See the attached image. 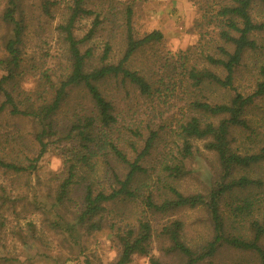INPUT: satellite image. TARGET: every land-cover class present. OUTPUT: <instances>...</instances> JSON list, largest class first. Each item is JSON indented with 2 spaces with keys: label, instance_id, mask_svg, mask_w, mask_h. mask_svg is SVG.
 <instances>
[{
  "label": "trees",
  "instance_id": "16d2710c",
  "mask_svg": "<svg viewBox=\"0 0 264 264\" xmlns=\"http://www.w3.org/2000/svg\"><path fill=\"white\" fill-rule=\"evenodd\" d=\"M24 1L7 0L0 14L9 29L4 55L0 56V95L4 97L0 118L10 114L30 120L36 128L34 140L39 151L34 157L27 156L26 161L9 160L5 155L10 156V152L1 147L4 143L0 135V168L15 173L35 171L49 140L58 134L56 116L69 106L72 123L59 137L69 140L63 153L66 175L61 177L53 196L52 207L56 208L58 219L52 224L71 241L79 243L82 231H100L109 226L118 248L113 264H129L135 255L148 256L149 264H170L150 255L155 236L165 239L169 245L163 250L178 254L183 264H206L223 246L252 252L257 263L264 264V117L256 127L251 115L257 101L264 99V62L257 64L247 59L251 53L264 54L260 41L264 36V18L254 17V6L264 5V0H220L218 10L207 15L210 22L217 23L221 43L193 45L167 57L163 68L149 74L132 69L127 63L142 47L161 40L160 30L135 36L129 5L123 56L116 63L107 62L112 50L107 42L100 64L90 65L95 50L82 49V44L94 37L107 12L87 5L86 0H73L67 18L57 25L68 44L70 71L54 79L49 70H43L36 91L22 86L27 30ZM52 5L48 0L43 3L50 17L55 16ZM83 15L93 18L92 26L79 38L75 27ZM176 76L184 93L192 89V97L188 100L189 113L178 126L181 140L176 143L177 151L164 156L162 150H157L159 130L164 125L154 129L148 124V133L144 135L137 123L131 124L122 109L105 96L100 84L110 78L128 81L151 107L156 100L164 101L173 95L175 84L171 82L175 83ZM237 81L246 83L240 86ZM208 89L221 97L207 95ZM74 94H79V98ZM236 131L243 135L240 141ZM198 141L216 155L219 179L207 194H187L173 182L187 174V161L197 152ZM7 144L13 145L12 141ZM151 159H157L156 168H161L158 173L164 172L170 180L161 187L167 193L165 197L154 192L160 189L155 186L162 179L150 188L151 177L146 181L154 170V164L148 163ZM120 165L124 173L118 169ZM97 169L100 171L96 176ZM76 183L84 184L83 196L70 220L58 207H66L70 202V191ZM138 200L144 209L137 222L107 218L110 204ZM200 206L209 214L213 235L203 244L191 246L183 238L184 222L173 216L180 209ZM158 218L164 219L159 227L155 225Z\"/></svg>",
  "mask_w": 264,
  "mask_h": 264
},
{
  "label": "rangeland",
  "instance_id": "374dc122",
  "mask_svg": "<svg viewBox=\"0 0 264 264\" xmlns=\"http://www.w3.org/2000/svg\"><path fill=\"white\" fill-rule=\"evenodd\" d=\"M44 1L46 0L24 1L27 30L24 39L22 86L34 91L40 87L39 77L43 70H49L54 79L62 78L70 71L68 44L57 25L67 18L68 7L73 0H48L54 3L51 6L54 17L45 13ZM86 1L87 5L98 6L107 12L94 37L82 44V49L93 47L95 50L90 65L100 64V56L107 42L112 47L107 62L116 63L123 56L126 47V7L129 5L133 10L132 25L135 36L141 37L152 30H160L163 33L161 40L154 41L135 53L127 63L132 69L146 74L157 72L163 68L167 57L176 55L193 45L221 43L217 23L210 22L207 15L218 10L220 0ZM6 2L7 0H0V14ZM254 17L264 18V5L254 6ZM92 19L91 16L86 15L78 18L75 27L77 37H83L91 28ZM8 35L9 29L0 18V56L4 55V40ZM260 41L264 44V36ZM247 59L262 64L264 54L251 53ZM1 74L0 71V76ZM174 82H171L172 85L175 84L173 95L162 99L164 101L155 99L151 107L150 102L146 101L128 81L122 82L121 78H110L100 84L105 96L122 109L123 116L132 120L131 124L137 123L144 135L148 133L146 128L148 124L154 129L164 125V129L159 130L161 138L157 148L164 152V156L170 151H177L176 143L181 140L178 126L189 113L188 100L192 97V89H189L188 94L182 90L179 76H176ZM245 83L246 81L236 82L240 86ZM199 91L197 90V94ZM206 94L211 97H221L211 92V89L206 90ZM74 97L79 98V94H74ZM3 99L4 97L0 95V103ZM257 103L251 114L256 127L261 123L260 118L264 117V99ZM152 107H154L152 109L155 111L154 115L150 111ZM70 111L69 106H66L56 116L58 134L49 140L46 152L36 162L35 171L15 173L0 168V264H113L117 258L118 248L109 226L100 231H82L78 243L71 241L64 232L52 224L58 219L56 208L52 207L53 196L56 194L61 177L66 175L63 153L69 145V140H60L59 137L71 126ZM35 129L34 124L28 119H20L10 114L2 116L0 135L4 144L1 147L7 149L10 156L3 152L2 154L9 160L20 161H26L27 156H36L39 147L34 140ZM238 133L236 131L235 136H240L238 139L240 141L243 135ZM7 141H12L13 145L7 144ZM196 146L197 152L187 161V174L173 183L187 194H207L219 179L218 159L213 152L204 148L202 141L196 142ZM156 160L151 159L148 162L154 164V170L146 181L151 177L152 180L148 182L150 188L159 178L162 179L163 181H159L155 186L160 189L154 192L165 197L167 193L161 187L170 180L164 172L158 173L157 170L161 168H156ZM118 169L121 173L125 171L121 165ZM98 171L100 169L95 171V175ZM254 173L260 175V172ZM83 189V183L74 184L70 191V202L66 207H58L70 220L72 213L77 210V203L83 196ZM108 208L109 220L121 221L123 218L122 223H135L137 218L143 215L144 206L138 200L129 203L126 201L112 203ZM173 217L184 222L183 238L191 246L201 245L213 235L209 214L204 207L183 208L176 211ZM163 220L158 218L155 225L159 227ZM168 245L165 239L155 236L151 243L150 255L157 256L170 264H183L178 254L163 250ZM129 264H149V257L135 255ZM206 264L258 263L252 252L223 246L212 261Z\"/></svg>",
  "mask_w": 264,
  "mask_h": 264
}]
</instances>
